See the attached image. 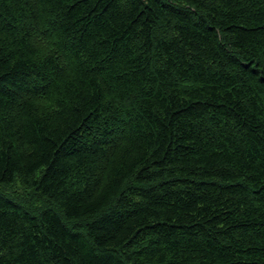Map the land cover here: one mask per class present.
<instances>
[{"label": "trees", "instance_id": "obj_1", "mask_svg": "<svg viewBox=\"0 0 264 264\" xmlns=\"http://www.w3.org/2000/svg\"><path fill=\"white\" fill-rule=\"evenodd\" d=\"M0 264H264V0H0Z\"/></svg>", "mask_w": 264, "mask_h": 264}]
</instances>
